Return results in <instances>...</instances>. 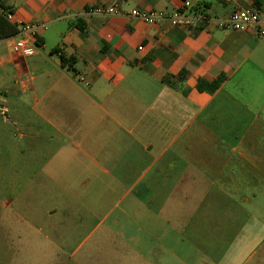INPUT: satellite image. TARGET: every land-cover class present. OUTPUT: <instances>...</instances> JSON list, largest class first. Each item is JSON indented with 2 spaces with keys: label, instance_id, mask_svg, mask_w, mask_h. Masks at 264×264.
<instances>
[{
  "label": "crops",
  "instance_id": "crops-1",
  "mask_svg": "<svg viewBox=\"0 0 264 264\" xmlns=\"http://www.w3.org/2000/svg\"><path fill=\"white\" fill-rule=\"evenodd\" d=\"M0 2L17 29L35 28L25 56L12 53L18 35L0 41V110L14 111L11 101L23 106L27 100L37 120L33 138L63 144L48 158L77 163L96 183H131L126 192L140 184L146 191L209 176L229 184V192L231 184H245L246 194H213V227L225 230L231 243L215 242L210 258L247 248V259L264 253V37L254 28L184 29L127 15L131 10L170 15L186 3L187 12L201 10L214 18L253 9L264 23V0ZM99 8L119 15L93 13ZM182 71L187 76L174 87L162 82ZM218 78L214 92L197 90L198 82ZM190 150L196 162L189 160ZM189 167L196 176L187 174ZM204 198L200 195L199 205ZM188 242H158L142 264H181L175 248L181 253Z\"/></svg>",
  "mask_w": 264,
  "mask_h": 264
},
{
  "label": "rangeland",
  "instance_id": "rangeland-1",
  "mask_svg": "<svg viewBox=\"0 0 264 264\" xmlns=\"http://www.w3.org/2000/svg\"><path fill=\"white\" fill-rule=\"evenodd\" d=\"M11 103L17 112L0 110V264H142L150 246L167 240L190 242L181 253L175 248L181 264H264V253L247 259L248 248L210 258L215 242L231 243L225 230L213 227V194H246L245 184H231L229 192V184L209 176L126 192L131 183L93 182L77 163L48 158L63 144H38L29 102ZM193 154L189 160L196 162ZM187 172L196 176L195 167Z\"/></svg>",
  "mask_w": 264,
  "mask_h": 264
},
{
  "label": "built area",
  "instance_id": "built-area-1",
  "mask_svg": "<svg viewBox=\"0 0 264 264\" xmlns=\"http://www.w3.org/2000/svg\"><path fill=\"white\" fill-rule=\"evenodd\" d=\"M188 5L185 3L182 10L173 12L170 15H165L162 12H143L138 10H131L128 17L142 21L146 24H153L157 21H166L172 27L177 28H196L201 26L213 25L216 29L223 31H245L254 28L256 35L259 38L264 37V23L260 21L259 14L253 9H239L232 12L225 18H214L207 15L204 11L193 10L187 12ZM96 15H119L113 8H99L93 11ZM0 17L11 21L12 14L5 9L0 2ZM18 40L12 46V53L14 56H25L28 52V38L35 31L32 25H21L18 29ZM78 81L83 82L82 78ZM5 110H1V114H5Z\"/></svg>",
  "mask_w": 264,
  "mask_h": 264
},
{
  "label": "trees",
  "instance_id": "trees-1",
  "mask_svg": "<svg viewBox=\"0 0 264 264\" xmlns=\"http://www.w3.org/2000/svg\"><path fill=\"white\" fill-rule=\"evenodd\" d=\"M18 34V30L16 26L11 24L9 21H7L5 18L0 17V41L3 39L15 37ZM62 64L64 65L66 61L64 59H61ZM186 72L182 71L179 73L178 76L173 78H164L162 82L169 87H174L176 81H183L186 78ZM222 82V78H218L216 81L207 84L205 82H198L197 90L198 91H208L210 93L214 92L218 89Z\"/></svg>",
  "mask_w": 264,
  "mask_h": 264
}]
</instances>
